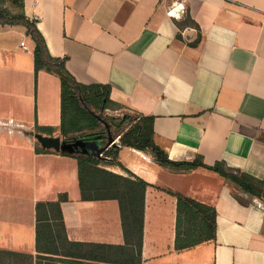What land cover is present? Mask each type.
Returning <instances> with one entry per match:
<instances>
[{"label":"crops","instance_id":"1","mask_svg":"<svg viewBox=\"0 0 264 264\" xmlns=\"http://www.w3.org/2000/svg\"><path fill=\"white\" fill-rule=\"evenodd\" d=\"M12 2L13 13L36 19L50 53L78 83L110 87V100L132 124L153 119L154 141L171 160L200 155L264 183V0ZM34 51L25 26L0 23L4 257L16 253L17 264H264V201L206 170H169L121 137L120 162L149 184L142 246L127 244L119 202L83 200L78 159L38 150L34 134H75L61 133V78L37 69ZM178 194L216 209L215 240L177 246ZM63 195L62 226L48 204Z\"/></svg>","mask_w":264,"mask_h":264},{"label":"trees","instance_id":"2","mask_svg":"<svg viewBox=\"0 0 264 264\" xmlns=\"http://www.w3.org/2000/svg\"><path fill=\"white\" fill-rule=\"evenodd\" d=\"M4 0H0L3 2ZM190 17L187 16V22ZM185 22V23H187ZM0 23L8 25H22L35 44V62L37 69H47L61 78V98L63 122L61 133L68 136H92L95 132H103L104 124L96 116L97 111H104L114 104L110 100V87L86 86L78 83L65 67V61L54 57L49 50L47 40L37 25L36 19H30L23 13H13L9 8L0 6ZM128 120H132L127 116ZM153 119L142 117L122 136L125 146L150 153L163 167L177 172H193L206 170L217 174L228 181L235 189L249 194L253 198L264 201V183L243 172H235L224 161L213 165L205 163L203 157L195 156L190 161H173L154 141ZM51 135L54 128H40ZM39 151H49L38 143ZM117 149L112 147L103 153V156H88L84 154H69L79 161V181L83 200L115 199L119 202L121 219L127 244L142 246L144 231L145 192L149 184L129 171L120 162ZM120 167L127 172V176L113 173L106 168ZM177 246L187 249L206 241L215 240L217 228V212L212 206L203 204L196 199L177 195ZM67 200L63 195L58 203H49L48 206L60 213L61 225L63 217L61 202ZM105 248V246H103ZM111 247V246H110ZM117 248V247H116ZM40 249V248H39ZM1 264H17L16 253L6 252L5 257L0 253ZM45 259V257H42ZM108 260V258H105ZM122 262H126L122 260Z\"/></svg>","mask_w":264,"mask_h":264},{"label":"water","instance_id":"3","mask_svg":"<svg viewBox=\"0 0 264 264\" xmlns=\"http://www.w3.org/2000/svg\"><path fill=\"white\" fill-rule=\"evenodd\" d=\"M96 116L102 120L99 115ZM104 123L107 127V136L102 138L98 137L100 132L93 133L92 136L76 135L70 138L43 136L39 133L34 134V136L44 149L54 150L59 153H78L88 156L96 155L102 157L103 153L109 147H119L116 142V137L112 134L109 124L106 122ZM105 139H107V142L103 145V141Z\"/></svg>","mask_w":264,"mask_h":264},{"label":"rangeland","instance_id":"4","mask_svg":"<svg viewBox=\"0 0 264 264\" xmlns=\"http://www.w3.org/2000/svg\"><path fill=\"white\" fill-rule=\"evenodd\" d=\"M0 6H5L10 10L15 9V7H13L12 0H4L3 2H0ZM125 114L126 113L123 109L116 107L115 105L111 106V108L106 109L104 111L96 110V115H99L102 118L104 124L103 131L107 133V127L104 123L106 122L109 124L114 137L118 136L119 134L123 136L130 128L129 120L127 119L128 121H126V116H124ZM28 262L29 261H27V264Z\"/></svg>","mask_w":264,"mask_h":264},{"label":"built area","instance_id":"5","mask_svg":"<svg viewBox=\"0 0 264 264\" xmlns=\"http://www.w3.org/2000/svg\"><path fill=\"white\" fill-rule=\"evenodd\" d=\"M21 46L23 47V49H24L25 51L30 52V50H29L28 46L26 45V42H25V41H22V42H21ZM129 123H130V125H131V124L133 123V119H132V120H129ZM121 137H122L121 134H119V135L116 137V142H117L118 145L120 144V138H121Z\"/></svg>","mask_w":264,"mask_h":264},{"label":"bare ground","instance_id":"6","mask_svg":"<svg viewBox=\"0 0 264 264\" xmlns=\"http://www.w3.org/2000/svg\"><path fill=\"white\" fill-rule=\"evenodd\" d=\"M175 10V9H174ZM174 10H172V12H174ZM174 14V13H173Z\"/></svg>","mask_w":264,"mask_h":264}]
</instances>
